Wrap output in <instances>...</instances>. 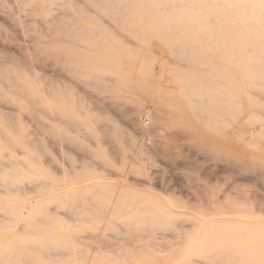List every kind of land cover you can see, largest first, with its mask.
<instances>
[{"label": "rangeland", "instance_id": "374dc122", "mask_svg": "<svg viewBox=\"0 0 264 264\" xmlns=\"http://www.w3.org/2000/svg\"><path fill=\"white\" fill-rule=\"evenodd\" d=\"M18 1L0 0V5L23 18ZM101 1L45 0L50 6L45 31L33 14L27 18L36 23L22 27L20 36L31 45L37 42L32 29L45 35V55L39 49L31 53V71L45 84V99L35 103L0 97V264H235L237 254L226 257L209 248V241L221 237L206 233L222 229L215 225L219 221L200 229L201 248L185 258L188 235L196 233L187 230L188 217L251 214L264 227V92L244 81L238 99L237 79H226L245 75L237 53L220 48L218 28L204 29L211 32L209 48L207 40L192 37L191 51L175 50L188 41L187 29L165 20L168 27L159 32L148 19L107 18L98 10ZM54 41L61 43L62 54L52 52ZM15 45L1 42L0 52L21 61ZM133 54L139 56L134 59ZM248 69H254L253 62ZM249 113L251 125L245 122ZM28 161L41 171L42 185L28 173ZM16 173L23 175L16 179ZM54 187L69 190L59 193ZM116 191L123 199L147 204L122 224L109 221L96 201ZM157 206L175 214L161 213L157 224H144V211Z\"/></svg>", "mask_w": 264, "mask_h": 264}, {"label": "bare ground", "instance_id": "6f19581e", "mask_svg": "<svg viewBox=\"0 0 264 264\" xmlns=\"http://www.w3.org/2000/svg\"><path fill=\"white\" fill-rule=\"evenodd\" d=\"M90 1V0H88ZM98 1V0H97ZM69 2V1H68ZM92 2V1H91ZM95 2V1H94ZM118 2H123V5L120 6ZM73 3V2H72ZM91 4V3H90ZM95 4V3H92ZM97 4V3H96ZM95 4V5H96ZM122 4V3H120ZM73 4H70L72 6ZM18 6L20 9V12L24 14V17L22 18H16L14 15H11L10 12H6L5 5H0V19L3 22L4 26L6 27L4 30H0V43H16L15 48L17 49L18 53H20V56L22 60L18 58V60H15L11 58V54L9 56H5V54H2L0 52V97H8L12 101L16 100H40L45 99V84L43 85V82L40 79H37L36 74L31 71V61H32V52L36 49L41 50L42 53L45 55V40H42V36L45 38V35H43V30L45 31V15L50 12V6L45 4V0H19ZM75 4L73 5V7ZM89 6V5H88ZM99 6V5H98ZM59 7V6H58ZM86 7V6H85ZM92 7V6H90ZM63 8L62 5H60V9ZM67 8V7H66ZM75 8H77L75 6ZM10 9V8H9ZM73 9V8H72ZM12 10V9H11ZM75 10V9H73ZM86 10V9H85ZM99 11H101L103 14L107 15V18L118 16V15H124L132 17L133 19H148L150 20L151 26L160 32V30L166 29L167 22H164L165 20H169L172 22H175L174 24H179L178 26L183 29H187V36L188 41H186L185 45H176L174 46L175 50H178L180 48H183L184 50H190L192 47H194V42L192 40V37L196 38H203L202 40H207L205 46L210 47V40L212 41L211 32L204 31L206 27L211 25L214 27V29L218 28V33H220L221 36V45L225 51L232 52L235 51L237 53L236 57L238 60V66L240 73L245 75V78H235V76L230 75L226 80L229 81H235L237 79V91H238V99H242V91H243V83L244 81L254 85L259 91L264 92V0H102L101 6L98 8ZM78 11V10H77ZM83 11V9H82ZM81 11V13H83ZM89 11V10H88ZM64 12V11H63ZM91 12V11H90ZM88 13V12H87ZM28 14L36 15L35 17L42 21V26L40 33H37L38 31L36 29H32L34 32L33 39H37L36 43L31 45L30 41L28 39H23L20 35L22 32V27L26 25H31L32 23L36 21V19H28ZM82 15L85 16L83 13ZM86 14V20H87ZM93 15V14H92ZM91 15V16H92ZM30 16V15H29ZM83 16V19L85 18ZM91 16L89 18H91ZM95 16H97L95 14ZM124 16H122L124 18ZM66 17V16H65ZM64 17V18H65ZM81 17V16H80ZM94 17V15L92 16ZM109 17V18H110ZM120 17V19H122ZM114 18V17H113ZM119 18V16H118ZM118 18H115L119 20ZM57 19V18H56ZM66 19V18H65ZM71 19V18H70ZM69 19V20H70ZM95 17L93 18V20ZM99 19V18H98ZM125 19V18H124ZM204 19L206 20L205 23H199V20ZM76 20V19H74ZM80 20V19H79ZM85 20V19H84ZM89 20V19H88ZM102 21V19H100ZM112 20V19H111ZM65 21V20H64ZM123 21V20H122ZM121 21V23H122ZM83 22V21H81ZM88 22V21H87ZM103 22V21H102ZM120 22V21H119ZM126 22V21H125ZM36 23V22H35ZM55 23V22H54ZM77 23V21H76ZM79 23V22H78ZM91 23V21H90ZM124 23V21H123ZM128 23V22H127ZM131 23V22H130ZM129 23V24H130ZM142 23V22H141ZM148 23V22H147ZM56 24V23H55ZM74 24V23H73ZM92 24V23H91ZM96 24V23H95ZM99 24V23H98ZM64 25V23H63ZM93 25V24H92ZM97 25V24H96ZM100 29L99 26H96ZM102 25V23H101ZM168 25V24H167ZM33 26V25H32ZM50 26V24H49ZM60 26V25H59ZM68 26V25H67ZM177 26V25H176ZM2 27V26H1ZM27 27V26H26ZM25 27V28H26ZM67 28V27H66ZM122 28V27H121ZM141 28V27H140ZM172 28V27H171ZM175 28V27H174ZM51 29V27H50ZM59 29V28H58ZM84 29V28H83ZM82 29V30H83ZM93 29V28H92ZM125 29V28H124ZM137 29V28H136ZM145 29V28H144ZM147 29V28H146ZM52 30V29H51ZM56 30V27H55ZM85 30V29H84ZM82 33H86V32ZM87 30V29H86ZM123 30V29H122ZM148 30V29H147ZM31 31V30H30ZM53 31V30H52ZM67 31V30H66ZM78 31V29H77ZM115 31V30H114ZM138 31V29H137ZM198 31V32H195ZM56 32V31H55ZM61 32V31H60ZM72 32V31H71ZM75 33V31H73ZM93 32L96 34V32L93 30ZM158 34H161L159 33ZM183 31L181 30V34ZM101 33V32H100ZM99 33V34H100ZM129 33V32H128ZM167 33V32H166ZM177 33V32H176ZM29 34V33H28ZM38 34V35H37ZM45 34V33H44ZM139 34V33H138ZM144 34V33H143ZM217 34V31H216ZM85 35V34H84ZM215 35V34H214ZM94 37V35H92ZM149 36V35H148ZM219 36V35H218ZM216 36V37H218ZM29 37V36H28ZM79 37L80 34H79ZM96 37V36H95ZM54 38V37H53ZM70 38V36H69ZM68 38V39H69ZM83 37L80 38V40ZM86 37H84L83 41ZM147 38V37H146ZM162 38V37H160ZM88 39V38H87ZM95 39V38H94ZM218 39V38H217ZM93 41L92 44H94L93 38H89ZM97 40V39H95ZM101 40H104L103 38ZM204 40V41H205ZM51 41V40H50ZM98 41V40H97ZM117 41V40H115ZM179 41V40H178ZM177 41V42H178ZM49 43V41H47ZM96 42V41H95ZM107 42V40H106ZM104 42V44L106 43ZM109 42V40H108ZM197 42V41H196ZM55 43V41L53 42ZM119 43V42H118ZM52 44V43H51ZM59 44H53L52 45V52L55 54H59L61 52H64L62 50V46ZM84 44V43H83ZM103 44V43H102ZM110 47L111 42L109 43ZM14 46V45H13ZM83 46V45H82ZM90 46V45H89ZM105 46V45H102ZM108 46V47H109ZM115 46V45H114ZM204 46V43H203ZM3 47V46H2ZM123 47V46H122ZM208 47V48H209ZM219 47V46H218ZM95 48V47H94ZM115 49V47H113ZM153 48V47H152ZM152 48L151 51H152ZM68 49V48H67ZM97 49V46H96ZM99 49V48H98ZM112 49V48H110ZM172 49V50H174ZM2 50V49H1ZM69 50V49H68ZM67 50V51H68ZM86 50V49H85ZM92 50V49H91ZM94 50V49H93ZM109 50V49H108ZM126 50V49H124ZM136 49H133V51ZM139 50V49H137ZM137 50L135 52H137ZM181 50V49H180ZM179 50V51H180ZM6 51V50H5ZM16 51V53H17ZM38 51V50H37ZM66 51V52H67ZM100 51V50H99ZM127 51V50H126ZM132 51V52H133ZM155 51V48H154ZM178 51V52H179ZM191 51V50H190ZM205 51V50H203ZM7 52V51H6ZM134 52V53H135ZM144 52V51H143ZM157 52V51H155ZM215 52V51H214ZM89 53H92L89 51ZM131 53V52H130ZM139 53V52H137ZM38 54V53H37ZM62 54V53H61ZM97 54V53H96ZM105 54V53H104ZM151 54V53H150ZM178 54V53H177ZM176 54V55H177ZM8 55V53L6 54ZM34 55V54H33ZM81 55V54H80ZM84 55V54H82ZM134 55V54H133ZM144 55V54H142ZM192 55V54H191ZM19 56V57H20ZM68 56V55H67ZM87 56V54H86ZM93 56V55H92ZM134 55V59L136 58ZM156 56V55H155ZM209 56V55H208ZM228 56V55H227ZM226 56V60H227ZM15 57V56H13ZM32 57V58H31ZM37 57V56H36ZM70 57V55H69ZM82 57V56H81ZM85 57V56H84ZM101 57V56H100ZM112 57V56H111ZM144 57V56H143ZM149 56H147L148 58ZM152 57V56H151ZM194 57V56H193ZM192 57V58H193ZM199 57V56H198ZM98 58V57H97ZM103 58V57H102ZM145 58V57H144ZM158 59V57H156ZM160 58V57H159ZM235 58V57H234ZM17 59V58H16ZM34 59V58H33ZM68 59V58H67ZM83 60V57L81 58ZM86 58H84L85 60ZM90 57H87L86 60H90ZM139 59V58H138ZM153 59V58H152ZM196 59V58H194ZM73 60V59H72ZM83 60V61H84ZM94 60V59H92ZM92 60L90 62H92ZM140 60V59H139ZM213 60V59H212ZM75 61V59H74ZM113 61V60H112ZM202 61V60H201ZM35 61H33L34 63ZM78 62V61H77ZM140 62V61H139ZM144 62V60H143ZM147 62V61H146ZM253 62L254 69L250 71L248 69V66L250 63ZM86 63V62H85ZM89 63V62H88ZM90 64V63H89ZM88 64V65H89ZM100 64V63H99ZM113 64V63H112ZM111 64V65H112ZM121 64V63H120ZM85 65V64H84ZM94 65V63L92 64ZM144 65V64H143ZM142 65V66H143ZM146 65V64H145ZM226 65V64H225ZM115 66V65H114ZM113 66V67H114ZM122 66V64H121ZM83 67V66H82ZM89 67V66H86ZM237 67V66H236ZM34 68V65H33ZM90 68V67H89ZM97 68V66H96ZM123 68V67H122ZM140 68V67H139ZM35 69V68H34ZM41 69V68H40ZM91 69V68H90ZM98 69V68H97ZM112 69V68H111ZM43 70V69H42ZM85 70V69H84ZM121 70V67H120ZM125 70V69H124ZM146 70V69H145ZM152 71V70H151ZM112 72V71H111ZM119 72V71H118ZM137 72V71H136ZM140 72V71H139ZM126 73V72H125ZM124 73V74H125ZM239 73V72H238ZM130 74V73H129ZM134 74V73H133ZM109 75V74H108ZM122 75V74H121ZM132 75V74H131ZM130 75V76H131ZM138 76V75H137ZM145 76V75H144ZM84 77V76H83ZM133 77V76H132ZM227 77V76H226ZM42 78V77H41ZM43 80V79H42ZM45 80V79H44ZM43 80V81H44ZM90 80V79H89ZM241 80V81H240ZM103 81V80H102ZM106 81V80H105ZM42 82V83H41ZM46 82V81H44ZM236 82V81H235ZM105 83V82H104ZM111 83V82H110ZM128 83V82H127ZM119 85V83H117ZM53 85V83H52ZM48 87V86H47ZM46 87V88H47ZM109 88V87H108ZM113 89H115L113 87ZM121 89V88H119ZM109 90V89H108ZM55 91V90H54ZM258 91V92H259ZM259 95V94H258ZM105 96V95H104ZM220 96V95H219ZM209 98V97H208ZM236 98V97H235ZM253 98V97H252ZM58 99V98H57ZM195 99V98H194ZM201 99V98H199ZM229 99V98H227ZM226 99V100H227ZM258 99V98H257ZM260 99V98H259ZM27 100V101H28ZM210 100V99H209ZM256 100V99H255ZM42 101V100H41ZM212 101V100H211ZM234 101V100H233ZM201 102V101H200ZM209 102V101H208ZM227 102V101H226ZM225 102V103H226ZM256 102V101H255ZM36 103V102H35ZM34 103V104H35ZM47 103V102H46ZM202 103V102H201ZM205 103V102H204ZM212 103V102H211ZM220 103V102H219ZM259 103V102H258ZM14 104V103H13ZM16 104V103H15ZM23 105L22 103H19ZM100 104V103H99ZM112 104V103H111ZM257 104V102H256ZM262 104V103H261ZM264 104V103H263ZM104 105V104H103ZM258 105V104H257ZM45 107V104H43ZM106 106V105H105ZM228 106V105H227ZM236 106V105H235ZM28 107V106H27ZM108 107V106H107ZM134 107V106H133ZM206 107V106H205ZM253 107V106H252ZM249 108V107H248ZM29 109V108H28ZM107 109V108H106ZM130 109V108H129ZM226 109V108H225ZM11 110V109H10ZM97 110V109H96ZM119 110V109H117ZM136 110V109H135ZM229 110V109H228ZM235 110V109H234ZM227 111V110H226ZM232 111V110H231ZM44 112V111H43ZM53 112V111H52ZM124 112V111H123ZM209 112V110H208ZM224 112V111H223ZM239 112V111H238ZM1 113V112H0ZM112 113V112H111ZM118 113V112H117ZM133 113V112H132ZM210 115H213L209 113ZM217 114V113H216ZM223 114V113H222ZM239 114V113H238ZM241 114V113H240ZM200 115V114H199ZM198 115V116H199ZM224 115V114H223ZM197 116V115H196ZM197 116V117H198ZM232 116V115H231ZM251 113L248 114V119L245 122L251 121ZM221 117V116H220ZM219 117V118H220ZM54 118V117H53ZM161 118V117H157ZM223 118V117H222ZM56 119V118H55ZM54 119V120H55ZM134 119V118H133ZM156 119V120H157ZM201 119V118H200ZM60 120V119H59ZM70 120V119H69ZM221 120V119H220ZM228 120V118H227ZM153 121V120H152ZM151 121V122H152ZM224 121V120H223ZM226 121V119H225ZM231 121V120H230ZM58 122V121H57ZM66 122V121H65ZM63 123V122H62ZM69 123V122H67ZM252 123V122H251ZM53 124V123H52ZM65 124V123H63ZM239 124V123H238ZM244 123H240V126H242ZM59 126V124H57ZM69 126V124H67ZM139 125V124H138ZM150 125V124H149ZM215 125V124H214ZM229 125V124H228ZM232 125V124H231ZM251 125V124H250ZM254 126V125H253ZM73 127V126H71ZM238 127V126H236ZM252 127V126H251ZM64 128V127H63ZM74 128V127H73ZM136 128V127H135ZM142 129V128H141ZM145 129V128H144ZM142 129V132L143 130ZM150 129V128H149ZM243 129V127H242ZM55 130V129H54ZM69 130V129H68ZM71 130V129H70ZM148 130V129H146ZM153 130V129H152ZM241 130V129H240ZM236 131V130H235ZM242 131V130H241ZM240 131V132H241ZM249 131H253L252 128H250ZM151 132V130H149ZM233 132V131H232ZM152 134V133H151ZM235 134V133H234ZM242 142V141H241ZM54 145V144H53ZM55 146V145H54ZM162 146V144H161ZM165 148V147H162ZM169 152V151H168ZM160 153V152H159ZM33 153H31L32 155ZM136 154V153H135ZM138 154V153H137ZM168 155V154H166ZM33 157V155H32ZM34 158V157H33ZM32 158V160H34ZM140 159V158H139ZM36 162V161H34ZM134 162V161H133ZM27 167H28V173L35 175L36 177L40 178L42 173L40 170H38L35 165L28 161ZM86 164V163H85ZM104 164V163H103ZM89 166V165H88ZM132 166V165H131ZM131 169V167H130ZM133 169V168H132ZM125 170V169H124ZM141 170V169H140ZM30 171V172H29ZM141 172V171H140ZM22 173V172H21ZM21 173H16L14 176L16 179L21 178ZM145 174V173H144ZM91 175V174H90ZM89 175V176H90ZM44 176V175H43ZM51 176V175H50ZM85 177V176H84ZM102 177V176H101ZM99 178V177H98ZM98 178H94L96 181ZM25 179V178H24ZM43 178L38 179L39 185H42ZM56 179V178H55ZM68 179V178H67ZM92 179V178H91ZM78 180V179H77ZM76 180V181H77ZM127 180V179H126ZM24 181V180H23ZM31 181V180H30ZM36 181V180H34ZM57 181V180H56ZM68 181V180H67ZM100 181V180H98ZM53 182V181H52ZM59 182V181H58ZM65 182V180H64ZM101 182H103L101 180ZM45 183V180H44ZM66 183V182H65ZM96 183V182H95ZM108 183V182H107ZM14 184V183H13ZM34 184V183H33ZM32 184V185H33ZM64 184V183H63ZM36 185V186H39ZM65 185V184H64ZM68 185V184H67ZM101 185V183H100ZM100 185L98 187H100ZM103 185V184H102ZM15 186V185H14ZM34 186V185H33ZM45 186V185H44ZM72 186V185H71ZM70 186V187H71ZM112 186V185H111ZM122 186L124 187L123 183ZM121 186V187H122ZM126 186V185H125ZM120 187V186H119ZM14 188V187H13ZM16 188V187H15ZM19 188V187H18ZM17 188V189H18ZM43 187H40V190ZM57 188V187H54ZM35 189V188H34ZM59 193H67L69 188L63 187L62 189L57 188ZM71 189V188H70ZM74 189V188H73ZM99 189V188H98ZM107 189V188H106ZM46 190V189H45ZM72 190V189H71ZM110 190V188H109ZM119 190V189H118ZM44 191V190H43ZM113 191V190H112ZM39 192V191H38ZM102 192V191H101ZM34 193V192H32ZM46 193V192H45ZM58 193V194H59ZM100 193V192H98ZM96 192V194H98ZM42 193L38 194L41 196ZM30 195V194H29ZM48 195V192L47 194ZM63 196V195H62ZM94 196V195H93ZM230 197V196H229ZM33 198V197H32ZM31 198V199H32ZM35 198V197H34ZM130 198V197H129ZM123 199L120 192L111 193L110 195L105 196V198L100 199L96 201V207L99 209L102 208V210L106 211L108 216V220L110 221L112 218L117 219L118 222L124 221L127 218H131L135 213H138V211H141L143 207H139L140 204L145 205L147 203L144 202H136L135 198L131 199ZM224 198V197H223ZM222 198V199H223ZM154 200V199H153ZM213 200V199H212ZM41 201V200H40ZM152 201V200H151ZM211 201V200H210ZM233 201V200H232ZM38 202V201H36ZM226 202V201H225ZM217 203V202H216ZM37 204V203H35ZM211 204V203H210ZM224 204V203H223ZM229 204V203H228ZM215 205V204H214ZM220 205V204H219ZM36 206V205H35ZM38 206V205H37ZM147 206V205H146ZM167 206V205H166ZM221 206V205H220ZM219 206V207H220ZM210 207V206H209ZM215 207V206H214ZM223 207V206H222ZM43 208V207H42ZM87 209V208H86ZM90 209V208H89ZM145 209V208H144ZM143 209V210H144ZM147 209V208H146ZM171 209V208H170ZM72 210V209H71ZM97 210V209H96ZM173 210V209H172ZM175 210V209H174ZM177 210V209H176ZM46 211V210H45ZM70 211V209L68 210ZM74 211V210H73ZM99 211V210H98ZM178 212H181L177 210ZM175 211V212H177ZM50 212V211H49ZM86 212V211H85ZM91 213V211H89ZM177 212V213H178ZM100 213V212H99ZM104 213V212H103ZM143 213V212H142ZM145 216H143L142 222L144 224H151L155 225L157 224V217L159 214L162 213V215H174V211L166 209V207L157 206L155 209H151L150 211L145 210L144 211ZM165 213V214H164ZM182 213V212H181ZM185 213V212H184ZM76 214V213H75ZM88 214V213H87ZM101 214V213H100ZM48 215V214H47ZM78 215V214H77ZM76 215V216H77ZM139 215V214H138ZM68 216V215H67ZM93 216V214H92ZM91 216V217H92ZM98 216V215H97ZM100 216V215H99ZM48 217V216H47ZM63 217V216H62ZM115 217V218H114ZM104 218V219H105ZM135 218V217H134ZM139 218V217H138ZM103 219V220H104ZM180 219V218H179ZM260 217L247 214L242 215L239 213H221V214H207V215H200L197 217H188L190 225L187 227V230L189 229H196V233L192 235H188L189 239L186 242L187 248L184 249L182 255H185V258L190 254H194L199 251L201 248V241L200 240L204 235L200 233V229L202 227H205L206 224L214 225L216 221L222 222L217 223L215 225L222 226V229H219L217 227L214 229H211V231L207 232L206 235H211L212 237H217V235L220 238L218 241H209L210 250H215L217 248L221 252L225 253H234L237 254L235 264H264V227L260 224ZM74 220V219H73ZM82 220V219H81ZM92 220V219H91ZM100 220V219H99ZM115 220V221H117ZM136 220V219H135ZM50 221V220H48ZM69 221V220H68ZM88 221V220H87ZM105 221V220H104ZM108 221V222H109ZM172 221V220H171ZM72 222V221H71ZM137 222V220H136ZM46 223V221H45ZM98 223V222H97ZM106 223V222H105ZM104 223V224H105ZM121 223V222H120ZM131 223V222H130ZM167 223V222H166ZM103 224V223H102ZM122 224V223H121ZM133 226V225H132ZM167 227V226H166ZM141 228V227H140ZM173 228V227H172ZM183 228V227H182ZM144 230V228H143ZM176 230V229H175ZM180 230V229H179ZM186 230V231H187ZM173 231V229H172ZM202 231V230H201ZM144 232V231H142ZM146 232V230H145ZM151 233V232H148ZM147 233V234H148ZM163 233V232H162ZM160 234V233H157ZM156 234V235H157ZM172 235V233H169ZM188 234V232H186ZM201 235V236H200ZM176 236V235H174ZM182 236V235H181ZM142 237V236H141ZM156 238V237H155ZM161 238V237H159ZM204 238V237H203ZM56 239V238H54ZM165 239V238H164ZM193 239V240H191ZM50 240V239H49ZM48 240V241H49ZM143 240V237L142 239ZM146 240V239H145ZM191 240V241H190ZM204 240V239H203ZM52 241V240H51ZM190 241V242H189ZM200 243V244H199ZM56 246V245H55ZM210 253V252H209ZM187 255V256H186ZM223 256V255H222ZM221 256V257H222ZM226 256V254L224 255ZM227 257V256H226ZM225 257V258H226ZM229 257V256H228ZM183 259V258H181ZM220 260V259H219ZM225 260V259H224ZM181 261V260H180ZM179 262V261H178ZM177 262V263H178ZM180 263V262H179ZM190 264V262H189Z\"/></svg>", "mask_w": 264, "mask_h": 264}]
</instances>
